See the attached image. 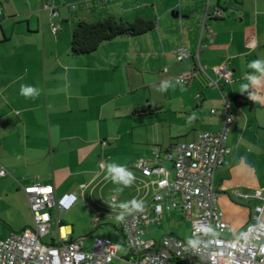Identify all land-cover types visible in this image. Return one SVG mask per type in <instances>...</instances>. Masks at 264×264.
<instances>
[{
	"label": "crops",
	"instance_id": "0c3cea01",
	"mask_svg": "<svg viewBox=\"0 0 264 264\" xmlns=\"http://www.w3.org/2000/svg\"><path fill=\"white\" fill-rule=\"evenodd\" d=\"M0 1V169L8 172L0 176L1 236L33 226L24 187L35 183L53 185L57 197L71 191L80 196L61 214L60 223L53 215L51 231L44 240L52 235L54 226L56 236L47 243H58L67 234L74 238L73 226L64 223L62 215L72 213L88 189L93 204L84 205L87 213H93L95 221L97 213L101 219L113 218V213L121 210L101 207L94 199L95 190L110 184L123 186L104 179L106 170L100 162H115L136 172L135 181L124 187L123 193L126 201L135 198L148 204L153 188L147 192L138 184L144 177L135 161L151 157L156 148L194 140L203 131H217L222 118L211 109L221 107L223 95L233 104L235 114L228 137L231 153L214 174L218 206L229 225L225 235L235 236L245 227L247 219H237L236 215L259 213L264 204V84L252 89L259 96L252 101V108L236 107L234 98L240 94V85L247 83L245 74L253 71L248 64L264 59V0H211L209 11L219 7L223 12L221 17L205 21L213 37L212 42L205 40L199 60L212 78L217 79L213 68L218 67L230 71L231 79L218 88L195 71L187 84H176L167 92L157 90L161 81L175 84L176 77L192 72L196 64L193 56L179 61L177 53L182 46L196 52L208 0H183L180 9L178 0L107 4L89 0L75 8L70 4L78 0ZM46 2L60 13L56 35L50 29L54 19L44 7ZM173 10L180 16L173 17ZM110 15L130 21L138 16L150 18L155 27L138 36L106 41L90 54L72 55L70 45L77 21ZM22 84L37 87L40 95H20ZM140 105L148 112L134 114ZM193 113L196 119L189 123ZM136 116L139 118L133 119ZM128 117L133 119L132 130L125 136L121 126ZM137 127H146V136L141 131L136 138ZM166 166L171 168L169 163ZM81 185L85 186L83 195ZM246 204L249 211L244 209ZM164 215L184 214L173 211ZM261 219L264 222V212ZM95 221L92 219L93 225ZM152 224L147 227L148 238H152L148 235Z\"/></svg>",
	"mask_w": 264,
	"mask_h": 264
},
{
	"label": "built area",
	"instance_id": "2783aa9c",
	"mask_svg": "<svg viewBox=\"0 0 264 264\" xmlns=\"http://www.w3.org/2000/svg\"><path fill=\"white\" fill-rule=\"evenodd\" d=\"M114 1L118 0H100V3ZM182 1L178 0V9ZM210 1L207 2L196 52L191 53L184 46L178 50L179 61L190 56L196 60L192 72L176 77L175 81L179 80L182 84H187L195 71L218 88L231 79L230 71L218 67L213 68L217 79L212 78L199 60L200 52L206 47L205 40L212 42L213 37V30L206 26L205 21L219 18L223 12L219 7L210 12ZM87 3L89 0H78L70 7ZM44 7L50 10L54 19L50 29L56 35L60 30L59 10L51 2H46ZM2 15L0 1V17ZM211 113L222 118L217 131H203L194 140L172 143L165 149L156 148L151 157H141L135 161V166L144 177L138 180V184L145 187L147 192L153 188V195L142 211H133L118 224L128 253L122 259L129 264H264V222L261 219L264 204L258 209L259 213L252 216L250 223L235 236L225 235L229 225L218 206L214 174L218 167L226 163L231 153L228 137L235 125L233 104L223 95L221 107L211 109ZM167 163L171 168L166 166ZM101 165L104 162H100ZM7 174L6 169H0V176ZM84 189V185L79 187L81 195ZM24 192L34 224L18 233L0 235V264H114L118 244L108 238H95L88 245L85 238L74 239L67 234L58 243L45 242L44 237L51 231L53 215L60 223L61 214L78 202L80 196L77 192H66L57 197L53 185L41 183L24 187ZM243 196L251 197L247 194ZM84 205L88 206V203ZM173 211L192 219L191 235L192 240L196 241L195 247L172 233L159 239L146 236L149 224ZM98 215L96 223L99 221ZM204 226L208 227V232L202 230Z\"/></svg>",
	"mask_w": 264,
	"mask_h": 264
},
{
	"label": "rangeland",
	"instance_id": "374dc122",
	"mask_svg": "<svg viewBox=\"0 0 264 264\" xmlns=\"http://www.w3.org/2000/svg\"><path fill=\"white\" fill-rule=\"evenodd\" d=\"M184 85V84H183ZM217 90V89H216ZM192 103L195 102L192 101ZM208 104V102H206ZM207 108H210L209 105H207ZM139 117H134L133 119H138ZM130 117H128L126 120H124L123 125L121 126V130L123 134L126 136L132 129H131V123L133 121ZM143 131V137L146 136L147 131L146 127L143 128H136L135 129V137L138 138V133ZM150 132V130H149ZM141 134V133H139ZM130 136L128 135L127 139L130 140ZM138 140V139H136ZM132 171V169L130 170ZM134 174L136 172L132 171ZM137 174V173H136ZM100 189V187H98ZM95 190V200L102 204L100 205L101 207L111 209L108 206V202L110 201L111 197L114 196L113 194H117L118 199L117 202H125L127 199L122 192L116 193L115 192V187L113 185H107L99 189ZM86 198L81 202L77 208H74L72 213L70 214H63L62 215V220L64 223H69L73 226L74 233L73 236L74 238H80L84 237L87 240V243L91 244L93 239L95 238H108L114 241L116 244H118V252H117V258L114 260V264H129L127 261H125L122 258H125L128 253L126 248L124 247V237L123 234L118 230V224L120 221L116 219V216L120 213L117 211V213H113L114 215L113 218L110 219H104L101 217L99 218V221L95 223V217L93 216L94 214L92 213H87L86 207L84 206V202L88 204H93L92 200L90 199L89 193L90 190H86ZM244 209H248L249 211V206L246 204L244 206ZM119 210L118 208H116ZM116 209H113L114 211ZM112 210V211H113ZM102 211V210H101ZM104 212V211H102ZM237 219L243 220L247 219V223L245 227L250 223V217L252 215H236ZM99 217V216H98ZM92 219L95 221L94 225L92 224ZM228 223V222H227ZM244 227V228H245ZM150 233L148 234L149 237L152 238H157L159 239L163 234L167 233H172L178 238H181L185 241H190L192 240V235H191V230H192V219H190L187 215H171L168 217V215H163V218L158 221V222H153L152 226L149 228ZM56 236V228L55 226L52 229V235L46 237V241L48 242L51 237ZM89 248V247H88Z\"/></svg>",
	"mask_w": 264,
	"mask_h": 264
},
{
	"label": "trees",
	"instance_id": "16d2710c",
	"mask_svg": "<svg viewBox=\"0 0 264 264\" xmlns=\"http://www.w3.org/2000/svg\"><path fill=\"white\" fill-rule=\"evenodd\" d=\"M154 27L155 20L142 16L131 21L114 15L93 21L79 19L72 33L70 52L72 55L90 54L106 41L122 36H138ZM234 105L236 107H253V103L248 99L247 94L241 93L234 98ZM148 110L145 105H140L134 109V114L145 113Z\"/></svg>",
	"mask_w": 264,
	"mask_h": 264
},
{
	"label": "clouds",
	"instance_id": "9594fccd",
	"mask_svg": "<svg viewBox=\"0 0 264 264\" xmlns=\"http://www.w3.org/2000/svg\"><path fill=\"white\" fill-rule=\"evenodd\" d=\"M248 68L253 70L250 73H246L244 79L247 83H242L240 85L239 92L241 94H247V97L251 101H256L259 99L258 93L252 91L254 88H259L264 84V59H256L251 61L248 64ZM176 84H182L181 81L177 80L175 84L171 80L161 81L157 90L161 92H167L169 88H174ZM183 90V88H182ZM20 95L25 98H36L40 95V90L32 85L22 84L20 87ZM196 119V114L193 113L188 117V122L191 123ZM102 168L106 170L105 180H110L114 184L122 185L123 187H117L115 189L116 193L123 191L124 187H130L135 181V176L125 165L117 164L115 162L107 163L106 165H101ZM108 206L111 209H120V213L116 216L118 221H122L125 218L126 214H130L133 211H142L143 210V201L132 199L131 201L117 202L116 196H112L108 202ZM204 232H208L209 229L207 226H204L202 229ZM190 244L193 247L196 246V241L190 240Z\"/></svg>",
	"mask_w": 264,
	"mask_h": 264
},
{
	"label": "water",
	"instance_id": "95a60500",
	"mask_svg": "<svg viewBox=\"0 0 264 264\" xmlns=\"http://www.w3.org/2000/svg\"><path fill=\"white\" fill-rule=\"evenodd\" d=\"M171 14L173 17H179L180 16L179 12L176 10H173Z\"/></svg>",
	"mask_w": 264,
	"mask_h": 264
}]
</instances>
